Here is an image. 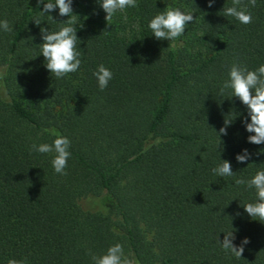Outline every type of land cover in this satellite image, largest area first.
Segmentation results:
<instances>
[{
  "label": "trees",
  "instance_id": "1",
  "mask_svg": "<svg viewBox=\"0 0 264 264\" xmlns=\"http://www.w3.org/2000/svg\"><path fill=\"white\" fill-rule=\"evenodd\" d=\"M241 3L250 24L225 15L233 0H137L109 21L97 0H73L81 65L56 78L40 29L68 17L0 0L12 29H0V264H93L117 243L133 264H264V221L243 207L256 190L235 183L264 170V144L248 142L246 106L221 92L233 63L264 64V0ZM166 7L195 18L170 41L148 27ZM100 64L113 73L104 90ZM57 136L70 140L66 175L31 148ZM222 160L233 176L212 171ZM102 197L105 210L84 207ZM229 231L250 240L241 258L220 244Z\"/></svg>",
  "mask_w": 264,
  "mask_h": 264
},
{
  "label": "clouds",
  "instance_id": "2",
  "mask_svg": "<svg viewBox=\"0 0 264 264\" xmlns=\"http://www.w3.org/2000/svg\"><path fill=\"white\" fill-rule=\"evenodd\" d=\"M104 12L106 21L111 20L117 11H123L129 7H137V0H97ZM73 0H37V4L43 5L42 14L50 13L59 9V15L68 17L58 31L50 32L48 28L40 29L43 42L41 54L45 58L46 68L54 74L56 78H62L69 73L76 72L81 65V52L77 51V37L75 15L72 8ZM215 0H208V7H212ZM252 7L256 6V0H249ZM226 16L235 17L242 24L252 22V14L247 5H242L241 0H233V6L224 9ZM50 18H54L50 15ZM192 13L182 12L179 8L166 7L164 11L156 14L149 22L151 29L157 40H174L185 32V27L189 22H193ZM37 26L41 25L39 19L34 20ZM0 29L5 32L11 31L7 20H0ZM99 88L104 90L109 81L113 78L111 70L103 64L98 66L94 72ZM230 89L232 97L238 98L247 108V117L242 121L249 135L247 140L251 144H264V64L255 70H249L246 65L233 63L229 68V78L224 82L221 92ZM250 117V122L248 120ZM231 121H225V126L219 130V135H227V127ZM70 140L65 136H57L52 144H33V151L39 153H54L52 166L56 173L66 175L65 169L71 155L69 152ZM257 153L256 155H259ZM253 154L247 149L242 154L236 155L238 163L247 162ZM217 176H233L232 166L228 160L212 170ZM237 185H247L248 188H255L256 201L243 205L245 212L254 220L264 221V170H259L249 179L238 178L235 180ZM236 239L234 231L226 232L224 235L222 248L226 252H231L237 258H241L245 250L244 246L250 240L245 237L239 246L233 241ZM93 264H133V261L124 255L123 246L119 243L110 246L106 253L100 256H92ZM7 264H22L21 261L9 259Z\"/></svg>",
  "mask_w": 264,
  "mask_h": 264
},
{
  "label": "rangeland",
  "instance_id": "3",
  "mask_svg": "<svg viewBox=\"0 0 264 264\" xmlns=\"http://www.w3.org/2000/svg\"><path fill=\"white\" fill-rule=\"evenodd\" d=\"M107 204H108V199L102 197V198H98V199L94 200L93 202L85 203L84 207L85 208L96 207L99 210H105Z\"/></svg>",
  "mask_w": 264,
  "mask_h": 264
}]
</instances>
